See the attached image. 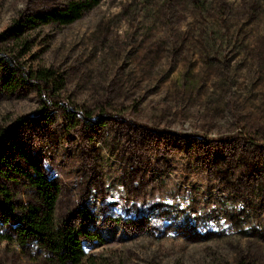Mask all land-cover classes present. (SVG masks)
<instances>
[{"label": "rangeland", "instance_id": "obj_1", "mask_svg": "<svg viewBox=\"0 0 264 264\" xmlns=\"http://www.w3.org/2000/svg\"><path fill=\"white\" fill-rule=\"evenodd\" d=\"M67 1L0 0V35ZM201 1L215 32H198L186 0H101L0 43L26 71L54 72L61 102L109 117L67 129L37 93L0 87V134L52 114L15 141L60 185L57 215L88 214L100 237L82 240L84 264H264V0ZM0 264L55 263L0 243Z\"/></svg>", "mask_w": 264, "mask_h": 264}, {"label": "trees", "instance_id": "obj_2", "mask_svg": "<svg viewBox=\"0 0 264 264\" xmlns=\"http://www.w3.org/2000/svg\"><path fill=\"white\" fill-rule=\"evenodd\" d=\"M100 1L68 0L60 10L52 9L47 13L28 16L3 32L0 43L2 45L9 40L20 39L26 33L23 32L24 29L33 30L37 25L69 26L96 8ZM185 4L191 8L189 12L202 18L197 22L198 32H215L213 26L216 25L217 18L208 24L205 20L208 10L204 2L186 0ZM209 35L213 42L214 33ZM0 74V87L5 94L12 95L22 89L37 93L44 105L60 111L62 125L67 129H107L108 122L105 120L109 117H92L93 113L84 108L61 102V98L55 93L58 81L54 72L46 69L28 72L15 58L2 53L0 48ZM51 115L48 108L43 107L38 115L19 119L15 129L0 134L1 143L16 153L12 158L0 153V243H12L28 251L32 248L55 264H84L86 252L82 240L93 241L100 237L81 224L82 220H89L88 214L82 211L78 216H58L60 185L45 175L40 158L34 151L31 152V147L15 141L18 128L49 125ZM121 121L131 124L123 119ZM133 126L140 133L147 130L135 124ZM220 159V154L216 153L214 161L218 163Z\"/></svg>", "mask_w": 264, "mask_h": 264}]
</instances>
